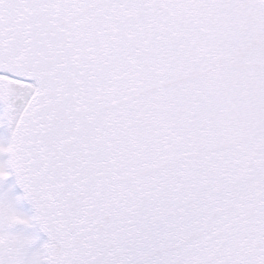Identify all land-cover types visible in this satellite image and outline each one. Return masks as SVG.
I'll return each mask as SVG.
<instances>
[{"label":"snow or ice","instance_id":"6c2138e0","mask_svg":"<svg viewBox=\"0 0 264 264\" xmlns=\"http://www.w3.org/2000/svg\"><path fill=\"white\" fill-rule=\"evenodd\" d=\"M0 264H264V0H0Z\"/></svg>","mask_w":264,"mask_h":264}]
</instances>
